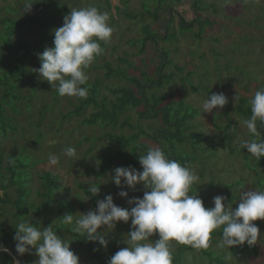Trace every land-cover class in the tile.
I'll return each instance as SVG.
<instances>
[{
	"label": "rangeland",
	"instance_id": "rangeland-1",
	"mask_svg": "<svg viewBox=\"0 0 264 264\" xmlns=\"http://www.w3.org/2000/svg\"><path fill=\"white\" fill-rule=\"evenodd\" d=\"M60 1L67 5L69 11L72 8L79 9L92 5L100 7L99 9L102 8L100 11H107L109 13V23L114 29L112 38L110 42L106 43L107 49L102 53V57L97 62H94L93 65L100 66L104 61H110L113 67L117 63L116 57L125 54L130 57V62H132L136 69H130L128 71L130 75H138L141 70L145 69L141 61L142 58L146 60V71L152 74L155 70V64L160 61V51L168 50L170 52V60L173 61V66L167 65L164 72L173 73L174 80L168 87L172 88V91L175 93V96L170 97V101L177 103L179 106V101L183 100L186 105L196 110V116L190 123L194 126L193 132L197 135H202L206 141L203 140L199 143L203 147V150L192 151L195 153L186 152L183 148H178V145L175 143H173L175 145V148H173L174 146L171 147L168 143L165 145L162 142H152L149 138L153 137L159 128H162L161 122L158 119H140L137 117L138 112L133 110L128 111L125 115L133 128L124 127L122 129L120 127V129H111L108 126L76 127L74 122L63 120L61 121L62 130L68 131L67 129L76 127L72 135L61 134L60 136H54L48 133L47 130L41 129L40 133L43 134L41 151L32 150L26 152L36 159L34 161L41 164L34 167V170H31L32 182L34 183L31 188L34 190L40 188L39 181L36 180L40 172L49 171L52 175L57 176L59 189L56 200L64 197L65 201L71 204L67 206H71L72 210L70 214L74 215V219L79 218L80 213L94 210L96 207L94 197L90 196L89 200H83L85 194L90 195L87 192L90 181H94L100 190L96 200L103 199L106 195L111 194L115 205L129 208L130 206L127 204L126 198H121L117 195L119 189L109 180L110 176L114 174L113 170L116 166L113 165L114 169L112 168L103 179H96L90 173H86V170L94 169L101 164L99 156L108 155V153H114V151L118 150V144L111 142L109 136L130 138L136 134L138 127H141L147 135L146 137H141L140 141L138 140V144L135 145L146 143L148 147L146 144H142L146 148H143L142 145L140 146L141 149L137 150L140 156L145 155L150 147H160L169 158L185 166V154H190L192 163L188 164L187 167L192 168L194 173L200 177L199 181L193 185L190 194L196 190L206 208L214 207L212 200L216 195L225 196V204L231 202L233 208H235V203L238 201L241 191L264 190V188L257 189L251 185L253 181L251 179L252 175L249 172L252 171L253 173L256 164H245L244 162H247L249 158L244 156V152H238L237 150L240 142L243 139L249 138L246 136L247 129L242 123L244 119L236 116L234 111L238 103L237 98L234 99L235 97L240 96L250 101L256 90L264 88V0H259L258 3L255 0H200L202 4L200 3V6L197 8H193L192 6L194 0H149L147 10L150 9L153 12L156 9H160L159 19L156 22H153L148 17H145V20H143L142 16L138 17V21L137 19L130 21L123 15L117 14L115 8L121 6L120 0H110L111 6H106L105 0H78V4L72 3V1L75 2L76 0ZM142 1L126 0V7L128 10L138 13L141 10ZM24 2L22 1L21 4L23 5ZM210 5H213L214 10L217 11L215 14L212 12L213 8ZM0 6L2 8H13L19 5H16V0H0ZM147 10L144 11L148 12ZM24 14L29 18L38 16L33 11H27ZM197 16H202L203 19L208 18L213 24L202 30L201 22H197L199 29L196 28L197 26L194 27L192 33H197L201 29L203 33L200 39H195L191 33L185 31L181 34L180 22L188 24L192 20H195ZM169 17L172 18L170 30L176 32L177 40L165 43L161 41V38L164 37L165 33V20ZM63 18L62 15L56 17L58 23L55 29L63 25ZM146 25L155 31L158 39H156V44L148 43L146 51L141 55H137L136 53L140 50V45L136 43V46H131L128 41H136L141 38L143 36L141 29ZM55 29H52L53 36V30ZM177 69H181V71L179 72ZM103 73L104 70L97 68L96 71L91 72L90 78L99 77L102 79ZM189 73L193 75L187 78L188 80H184L185 84L182 87L178 77L185 78ZM103 82L110 88H114L116 83H119L118 86L127 84L126 81L121 82L118 80L116 82L104 80ZM102 92L108 95L109 98H112V95L108 91L102 90ZM221 92L228 98V104L223 109L214 108L212 113H201V103L207 98V94L211 95ZM39 98L46 103L49 102L47 94ZM36 99H34L33 104ZM67 102H72L76 105L77 99L75 97L64 96V101H59L56 110L62 109V103L65 104ZM34 106L39 107L40 103L37 101V104ZM68 107L65 104V109ZM226 111V115H219ZM90 112L91 110L88 109L84 112V115L88 116ZM58 116L59 114L55 111H52L48 115L46 114L44 126L48 125L49 122L57 121ZM227 116L229 119L226 118ZM15 121L20 122L18 127L21 128L20 130L23 133L24 130L28 132L32 131L25 124L26 121L20 118H16ZM123 123H125V120L121 118L119 125ZM229 125L228 131L234 134L231 146L236 147L235 152H227L229 148L221 149L220 138L222 139L223 136L221 132H215L214 129H220L224 132L225 128ZM235 125L236 127L232 128ZM20 130L16 134L7 135V137L12 138V141L9 139L4 145H1V147H5V154H12V152L8 151L13 144L22 145V140L19 136ZM82 139H86L87 141H83ZM129 140L130 146L134 145V139ZM261 141H264V134L261 135ZM67 146H72L76 149V159L79 160L75 161L63 155V150ZM206 148L207 150L204 151ZM123 151H126L125 153L132 152L129 149H123ZM50 154H55L59 157L57 165L50 163ZM28 163H31V161H28ZM259 172L260 170H258ZM240 178L243 179L244 183L239 184L237 182ZM256 178L257 176H255ZM136 187V191H129L128 194L131 193L129 197L137 196L142 198L144 189L141 185H137ZM31 192L33 194V191ZM9 193L12 194V191H9ZM51 199L53 200L54 198ZM27 203H34L36 206L41 205L39 198L34 195L28 199ZM43 203L42 205H44ZM32 213H29L27 220L39 222L37 218L33 217ZM67 213L68 211L63 213L62 217ZM48 215L50 224L54 226L53 228L58 227L59 225L55 221L56 212L53 210L52 215ZM7 217V215L3 216L4 219H7ZM1 221L4 220L1 219ZM12 224L13 221L10 225ZM255 224L260 228L261 233L264 234V220H257ZM47 225V220L45 222L42 220V224L39 225L36 223V226L41 227H46ZM0 226L4 225L0 224ZM130 226L131 221L129 220L128 223L117 222L113 230L105 229V234L109 233L106 237L109 240V244L107 248H103L97 242L100 255L107 257L114 246L119 250L127 247L124 240L128 239L127 233L130 230ZM59 227L70 229L68 225H61ZM98 231H103V229H99ZM221 232L222 230L218 229L212 233L210 247L206 250H197L190 246L179 245L173 242L175 244L173 248V264H264V236L261 239L258 238V242L252 245L256 249V255L249 251L248 255L245 256L238 249L230 254L229 249L222 246L221 237L213 235L214 233L221 234ZM63 236L70 243V250L78 255L79 264H93L86 248L79 246L77 241L72 240L64 232ZM151 239H158V236L154 235ZM116 242L120 245H117Z\"/></svg>",
	"mask_w": 264,
	"mask_h": 264
},
{
	"label": "trees",
	"instance_id": "trees-1",
	"mask_svg": "<svg viewBox=\"0 0 264 264\" xmlns=\"http://www.w3.org/2000/svg\"><path fill=\"white\" fill-rule=\"evenodd\" d=\"M22 1L24 2V0H16V5H19L18 7L2 8L0 6V224L4 225L0 226V243L8 247L13 255H15V241L13 240L16 230L15 225L26 221L30 212H33V217L37 218L40 222L39 224H42V220L44 222L47 220L48 225H51L48 214L52 215L54 210L56 212L55 221L57 225L61 226L64 225L61 222L62 214L66 211H68L67 214H70L72 210L71 206H67L71 204L66 202L64 197L56 200L58 198L59 183L57 182V176L52 175L51 172H40L36 179L39 181L40 188L35 190L31 188L34 184L32 182L31 170H34V167L41 164L34 161L36 159L26 152L32 150L41 151V147L43 146L41 129L47 130L48 133L54 136H60L61 134L70 136L78 126H108L111 129H120V127L122 129L124 127L133 128L129 123V119L125 117L128 111L133 110L138 112L137 117L140 119H158L161 122L162 128H159L153 137L149 138L152 142H162L165 145L168 143L171 147L174 146L173 148H175L173 144L175 143L178 145V148H183L186 152L195 153L192 151L203 148L199 143L203 140L206 141L202 135H197L193 132L194 126L190 123L196 116V110L186 105L183 100L179 101V106L177 103L170 101V97L175 96V93L172 91V88L168 87L174 80L173 73L164 72L167 65L173 66V61L170 60V52L168 50L160 51V61L155 64V70L152 74L146 71V60L142 58L141 61L145 69L141 70L138 75H130L128 71L135 68L132 62H130V57L125 54L116 57L117 63L113 67L110 61H104L100 66H96V64L92 65L86 70L89 76L86 85L89 88L87 99L75 98L77 99L76 105L72 102H67L65 104H67V107L69 105V107L65 109V104L62 103V109L58 108L59 110H56L59 101H64V96L58 95L55 88H51V85L47 81L41 80L39 75L33 72L32 69L40 67L37 54L42 53L45 47H51L53 44L54 36L52 29L57 27L58 22L56 17L58 15L64 17L70 11L67 9V5L60 0V2L58 0H36L32 4L30 11L37 13L38 16L29 18L24 14L26 0L23 5L21 4ZM148 1H142L141 10L137 13L127 9L126 0H120L121 6L115 8L116 13L123 15L130 21H135L136 19L138 21V17L142 16L143 20H145V17H148L153 22H156L159 19L160 9H156L153 12L150 9L147 10ZM72 3L78 4L79 1H72ZM105 3L106 6H111L110 0H105ZM200 3L202 4V1L194 0L192 4L193 8L199 7ZM210 6L214 7L213 5ZM97 8L99 9L100 7ZM212 12L215 14L217 11L213 8ZM201 19H203L202 16H197L195 20H192L188 24L181 21L179 24L180 33L183 34L185 31L191 33L195 39H200L203 33L201 29L197 33H192L194 27L197 26L196 28L199 29L197 22H201L202 30L213 24L208 18ZM171 24L172 18L164 25L165 33L164 37L161 38L162 42L167 43L171 40H177L176 32L170 30ZM141 33L143 35L141 38L136 41H128L131 46H136V43L140 45V50L136 53L137 55H141L146 51L148 43L156 44V39H158L155 31L151 30L148 25L144 28L142 27ZM102 47L105 52L107 45L102 43ZM101 57L102 55L97 58L96 62ZM97 68L104 70L103 78H90L91 72L96 71ZM177 71L180 72L181 69H177ZM192 75V73H189L185 78L178 77L182 87L185 84L184 80H188L187 78H190ZM104 80L115 82L116 80L121 82L126 81L127 84L118 86L119 83H116L114 88H110L104 84ZM102 90L108 91L112 95V98H109ZM44 94L48 95L49 102L47 103L39 98ZM35 98L37 99L33 104ZM237 100L238 103L234 108L236 116L240 117V119L248 118L251 115L249 101L240 96H237ZM37 101L40 103L39 107L34 106L37 104ZM88 109L91 112L88 116H85L84 112ZM52 111L59 114L58 120L49 122L48 125L44 126L46 114L48 115ZM226 113L227 111L219 115L223 116ZM16 118L26 121L25 124L32 131L28 132L24 130L23 133L20 130L21 128L18 127L20 122L15 121ZM121 118H124L125 123L119 125ZM226 118L229 119L228 116ZM63 120L74 122L76 127L67 129L68 131L62 130L61 121ZM229 127L230 125L225 128L224 132L220 129H214L215 132H221L223 136L222 139L220 138L221 149L229 148L227 152H235L236 147L231 146L234 134L228 131ZM235 127L236 125L232 126V128ZM19 130L22 132L19 135L22 145L13 144L8 151L12 152V154H5V147L3 148L1 145H4L9 139L12 141V138L7 137V135L16 134ZM258 131L261 135L264 134V126L258 125ZM246 134L249 139H255L248 132ZM146 135L141 127H138L136 134L130 138L109 136L110 141L118 144L120 149L118 148L114 153L99 156L101 164L94 169L86 170V173H90L96 179H103L112 170L113 165L116 168L132 166L138 171H142V167L138 161L140 155L137 150L141 149L140 146L142 144L146 143H142L141 145L135 144H138V140L140 141L141 137H146ZM129 139H134V145L130 146ZM83 141L87 140L84 139ZM142 146L146 148L144 145ZM123 149H129L132 152L125 153L127 150L123 151ZM206 150L207 148L204 151ZM237 150L238 152H244V156L249 158L247 162H244L245 164H256L253 173L252 171L249 172L252 175L251 179L253 181L251 185L257 189H263L264 157H261L257 161L252 158L251 154H248L246 148L241 149L239 145ZM9 160H13L14 163L9 164ZM184 160L186 162L185 166L192 163L190 154H185ZM28 161H31V163H28ZM258 170H260V174ZM255 176H257L256 179ZM237 182L239 184L244 183L242 178ZM9 191H12V194ZM31 191H33V194ZM32 195L39 198L41 201L40 206H36L34 203H27ZM98 195L94 197V202L97 201ZM48 198L49 200H47ZM51 198L54 199L52 200ZM44 201L45 203H43ZM41 210L43 211L41 212ZM5 215L8 216L7 219L3 218ZM1 219L4 221H1ZM12 221L13 224L10 225ZM30 222L36 226V220H30ZM59 226L54 228L57 235L63 239L64 232L72 240L77 241L79 246L86 248L93 264H107L108 260L119 251L114 246L107 257L102 256L97 248V242L88 241L85 237L72 233L69 228H60ZM213 235L221 237V234L214 233ZM116 244L120 245L117 242ZM236 249L245 256L248 255L249 251L256 255L255 247L249 246L247 243L243 246L231 247L229 253L232 254ZM33 257L35 260L36 256L34 254L23 256V264H33ZM0 264H12V256L0 253Z\"/></svg>",
	"mask_w": 264,
	"mask_h": 264
},
{
	"label": "clouds",
	"instance_id": "clouds-1",
	"mask_svg": "<svg viewBox=\"0 0 264 264\" xmlns=\"http://www.w3.org/2000/svg\"><path fill=\"white\" fill-rule=\"evenodd\" d=\"M34 2L36 0H26L24 12L30 11ZM109 21V13L96 6L72 8L64 16L63 25L54 30L52 46L37 54L40 67L32 71L54 87L58 95L87 99L89 76L86 70L104 52L102 43L112 38L114 29ZM228 102L222 92L207 94L201 103V113L223 109ZM249 105L251 115L242 123L255 139H243L240 148H246L248 154L259 161L264 157V141L258 131V125L264 126V88L255 91ZM63 155L79 160L72 146H67ZM49 160L52 165L59 163L55 154H50ZM138 161L142 171L132 166L117 167L109 178L119 189L117 195L126 198L129 208L115 205L113 196L108 194L96 201L94 210L80 213L79 218L74 219L72 214L61 217V222L70 226L72 233L98 242L103 248L109 244L106 239L109 233L105 234V229L113 230L117 222L131 221L128 239L124 240L127 247L117 251L107 264H173L175 244L206 250L210 247L212 233L218 229L222 230V246L228 249L245 243L255 245L258 238L264 236L253 223L264 220V190L241 191L235 208L231 202L225 204V196L216 195L212 200L214 207L206 208L196 190L190 194L200 179L191 168L170 159L160 147H150ZM13 163L9 160V164ZM137 185L144 189L142 198L129 197V191H136ZM99 191L98 185L90 181L87 188L90 195L85 194L83 200L97 196ZM15 229V255L0 243V253L12 256V264H23L25 254L37 257L33 264H79L70 243L57 235L52 224L34 226L26 220L17 223ZM154 235L158 239L152 240Z\"/></svg>",
	"mask_w": 264,
	"mask_h": 264
}]
</instances>
